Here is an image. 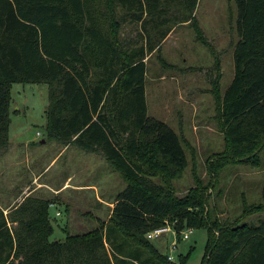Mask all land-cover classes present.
<instances>
[{
  "label": "trees",
  "instance_id": "1",
  "mask_svg": "<svg viewBox=\"0 0 264 264\" xmlns=\"http://www.w3.org/2000/svg\"><path fill=\"white\" fill-rule=\"evenodd\" d=\"M102 1L0 0V158L11 146L14 85L45 84V144L98 155L127 183L108 222L85 234L65 231L62 241L50 240V200L29 196L7 215L0 207V264H175L147 239L167 224L178 231L207 230L202 264H264V223L242 224L264 212V187L263 202L244 200L233 222L222 221L210 207L220 172L231 165L259 167L264 151V0H235L234 79L221 95L219 61L212 79L225 153L209 163L208 182L194 174L183 197L172 183L188 167L181 139L148 116L146 99L145 57L169 34L162 28L172 0H107L108 7ZM118 3L142 24L145 44L121 40ZM198 3L180 1L181 23L188 22L209 46L195 16Z\"/></svg>",
  "mask_w": 264,
  "mask_h": 264
},
{
  "label": "rangeland",
  "instance_id": "2",
  "mask_svg": "<svg viewBox=\"0 0 264 264\" xmlns=\"http://www.w3.org/2000/svg\"><path fill=\"white\" fill-rule=\"evenodd\" d=\"M180 1H171L165 14L168 23L162 28L164 32L170 30L169 34L165 40L157 41L159 44L152 53H147L145 62L148 116L165 122L179 135L188 159L187 169L180 178L172 182L176 195L183 197L194 185V174L208 182L209 163L225 153L224 134L216 118L217 103L212 79L216 77L215 66L219 61L220 93L224 95L234 79V51L239 35L235 0H199L195 16L209 46L197 40L195 30L188 22L181 23L183 10ZM102 2L103 6L108 7L107 0ZM115 10L116 18H123L120 19L121 40L135 46L145 44L147 35L142 37V24L133 19V13L119 3ZM48 106L47 85H14L10 106V137L17 142H29L34 145V150L40 152L38 165L34 170L39 172L42 183H51L50 185L58 188L67 178L72 177L70 181H73V185L91 184L97 189L82 192L68 190L57 200L64 204L49 207V217L54 227L50 240L62 241L66 238L65 231L72 235L85 234L97 229L101 221L108 222L116 200L126 189L127 183L102 157L85 153L73 146L68 148L67 153L56 164L50 166L64 147L55 142L42 144L46 139ZM17 107L20 108L19 112H16ZM81 156H84L81 164L85 166L73 163V160L79 161ZM24 169L26 174L23 169L20 171L22 173L19 177L23 181L19 187L16 186L18 190L14 189L16 193L13 195L18 194L21 187L29 185L28 180H33L32 171ZM148 179L155 184H162L157 176H150ZM263 187L264 151L260 154L259 167L231 165L220 172L216 188L211 189L210 207L216 209L222 221L233 222L241 216L245 201L249 205L263 202ZM3 194L0 189V195ZM48 196L54 197L49 192ZM97 196L107 203L98 202ZM2 205L5 206L4 203ZM57 213L60 215L56 216ZM262 223L264 212L252 215L242 222L249 227H257ZM185 233L189 234L188 240H182ZM174 240L177 237L169 233L152 243L162 254H170V245ZM178 242L173 253L175 263L180 264L181 257H188L186 264L203 263L208 244L206 229L190 231L186 228Z\"/></svg>",
  "mask_w": 264,
  "mask_h": 264
},
{
  "label": "crops",
  "instance_id": "3",
  "mask_svg": "<svg viewBox=\"0 0 264 264\" xmlns=\"http://www.w3.org/2000/svg\"><path fill=\"white\" fill-rule=\"evenodd\" d=\"M20 108H16V112H19ZM38 135V134H37ZM41 136V135H40ZM11 139V137H10ZM29 142H17L15 140H11V146L9 148V151L0 158V189H2L3 195H6L4 197L3 195H0V207L4 210L5 214H8L15 206L20 205L27 197L29 196H35L38 198L50 200L53 204H51V207L55 205L57 207V204H64V202L57 201L61 199L60 195H62L64 192L71 190V191H89V190H97L95 186H92L91 184H72L73 181H70L72 177L67 178V180L64 181V183L59 186L58 188L53 187L50 184L42 183L40 178L39 172L37 173L36 166L38 165L37 158L40 157V152L33 149L34 145H31ZM45 144V143H44ZM32 148V149H31ZM69 147H64L60 150L56 158L53 159L50 166L53 164H56V161L62 157L64 154L67 153ZM77 156V154H76ZM84 156H81V159L79 161H74V164H77L79 166H85L84 164H81L83 161ZM81 164V165H80ZM25 166V167H24ZM27 168L30 172L33 173V180H27L30 181V184L21 187L18 194L13 195L18 190L17 187L20 186L23 179L19 177L22 172H20L23 169V172L25 173V169ZM35 169V170H34ZM26 174V173H25ZM15 178L17 180H15ZM16 181V182H13ZM17 186V187H16ZM14 189L16 191H14ZM14 192V193H13ZM48 192L52 193L54 197H49ZM6 193V194H5ZM9 198V199H8ZM6 200V202H4ZM98 202L106 204L103 199H101L99 196H97L96 199ZM2 203L5 204V206L2 205ZM57 216V214H56Z\"/></svg>",
  "mask_w": 264,
  "mask_h": 264
},
{
  "label": "built area",
  "instance_id": "4",
  "mask_svg": "<svg viewBox=\"0 0 264 264\" xmlns=\"http://www.w3.org/2000/svg\"><path fill=\"white\" fill-rule=\"evenodd\" d=\"M41 134L38 133V136H40ZM60 214L57 213V216H59ZM191 231V229H188ZM184 231V230H183ZM183 231H178L174 226L167 224L164 227L158 228L154 231H151L147 234V239L151 242H153L155 239H158L160 237H162L165 234H169L172 233L174 235V237H177V240H174L172 242V244L170 245V254H165L168 258V261L171 263H175L174 262V257H173V253L176 251L177 247H178V239H180L181 233ZM182 240H188L189 239V234L185 233L182 235ZM180 241V240H179ZM177 264V263H175Z\"/></svg>",
  "mask_w": 264,
  "mask_h": 264
},
{
  "label": "water",
  "instance_id": "5",
  "mask_svg": "<svg viewBox=\"0 0 264 264\" xmlns=\"http://www.w3.org/2000/svg\"><path fill=\"white\" fill-rule=\"evenodd\" d=\"M44 143H45V140L42 141V144H44Z\"/></svg>",
  "mask_w": 264,
  "mask_h": 264
}]
</instances>
